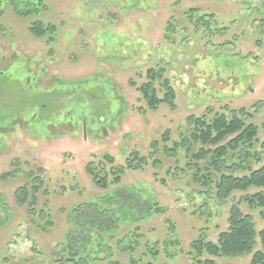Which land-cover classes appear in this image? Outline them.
I'll list each match as a JSON object with an SVG mask.
<instances>
[{"label":"rangeland","instance_id":"374dc122","mask_svg":"<svg viewBox=\"0 0 264 264\" xmlns=\"http://www.w3.org/2000/svg\"><path fill=\"white\" fill-rule=\"evenodd\" d=\"M220 115L264 139V0H0V264H249L258 237L244 256L205 250L234 206L264 227L246 203L260 189L217 195L262 165L258 147L216 171L192 157L191 119ZM119 189L151 211L106 233L75 224Z\"/></svg>","mask_w":264,"mask_h":264},{"label":"trees","instance_id":"16d2710c","mask_svg":"<svg viewBox=\"0 0 264 264\" xmlns=\"http://www.w3.org/2000/svg\"><path fill=\"white\" fill-rule=\"evenodd\" d=\"M53 30V27H43L39 23H34L29 29V32L34 36H42L43 33L52 32ZM143 92L147 98V92L145 90ZM239 113H242V116L247 115L243 110H240ZM190 125L193 127V130L188 141L190 140L192 144L199 143L201 145L196 155L192 157L193 159L195 157V159L199 160L210 155L211 162L207 170L213 168V171H216V167L220 163L219 160L230 151L241 148L246 151L247 157L250 155L251 157H255L257 156L255 154L257 152L256 147L259 148V158L256 159V163L262 161V165L256 170H248L247 168L248 174L240 177H235L231 172L229 175H222L217 185V195L222 198L235 190L245 191L249 188H257L260 191L247 197L246 203L251 208L264 209V139L260 142L257 141L256 126L251 123H245L244 120L235 115L231 118H227L224 115L215 116L209 122L200 118H192ZM178 145L175 144V147ZM184 145L183 143L181 147H184ZM234 167L235 169L237 168V166ZM87 170L89 173H93L88 166ZM6 176L7 174L2 175V177ZM92 177L97 185L103 186L105 178L102 180L98 179L96 174L94 176L92 175ZM115 181H117L116 178ZM22 190L20 189V192ZM141 198V195L137 192H132L129 189H119L113 197H108L104 205L92 202L80 206L74 211L76 213L74 217L76 219L75 224L79 225L83 232L87 231L99 234L101 232L106 233L110 230L112 231L111 224H113V217L115 215H120L119 218H115L117 221H120L122 219L121 216H128L133 212L138 213L141 215V218H144L151 211L150 204L147 209L145 208V205L150 202L143 201ZM80 215H83V217ZM254 226V222L249 215H243L237 207H232L229 212L227 230L218 235L216 244H205L206 252L216 257L248 255L253 251L257 237L264 248V227L256 233ZM80 234V237H83V233ZM84 240L88 242L89 237H85ZM205 264L212 263L211 261H206ZM249 264H264V252H254Z\"/></svg>","mask_w":264,"mask_h":264}]
</instances>
